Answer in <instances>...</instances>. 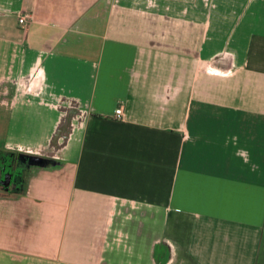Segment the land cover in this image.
<instances>
[{"label": "crops", "instance_id": "1", "mask_svg": "<svg viewBox=\"0 0 264 264\" xmlns=\"http://www.w3.org/2000/svg\"><path fill=\"white\" fill-rule=\"evenodd\" d=\"M0 153V264H264V0H0Z\"/></svg>", "mask_w": 264, "mask_h": 264}, {"label": "rangeland", "instance_id": "2", "mask_svg": "<svg viewBox=\"0 0 264 264\" xmlns=\"http://www.w3.org/2000/svg\"><path fill=\"white\" fill-rule=\"evenodd\" d=\"M7 157L0 153V175L8 172V174L4 175V176H0V192H14L16 190H18L21 186L22 183V179H21V175L24 171V169L30 167V165L34 164V161L31 157H25V160L27 161L24 162L23 164H19L16 161H10V163H6L4 162V159H6ZM8 159V158H7ZM18 161H20L18 159ZM10 172H12L13 175H10ZM11 176V178L15 179L14 182H12L10 184V180L9 177ZM13 176V177H12ZM117 241H119V239L115 238Z\"/></svg>", "mask_w": 264, "mask_h": 264}, {"label": "built area", "instance_id": "3", "mask_svg": "<svg viewBox=\"0 0 264 264\" xmlns=\"http://www.w3.org/2000/svg\"><path fill=\"white\" fill-rule=\"evenodd\" d=\"M30 20H31V14L30 13L22 12L21 14H19V24L21 26H25ZM115 115L117 117L121 116V108L120 107L116 108Z\"/></svg>", "mask_w": 264, "mask_h": 264}]
</instances>
